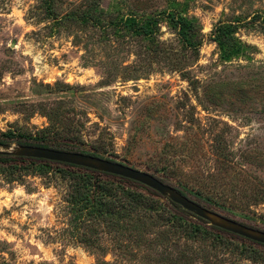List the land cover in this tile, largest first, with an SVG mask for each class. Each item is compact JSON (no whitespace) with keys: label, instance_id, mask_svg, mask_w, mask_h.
<instances>
[{"label":"rangeland","instance_id":"rangeland-1","mask_svg":"<svg viewBox=\"0 0 264 264\" xmlns=\"http://www.w3.org/2000/svg\"><path fill=\"white\" fill-rule=\"evenodd\" d=\"M43 5L0 0V141L14 148L57 126L60 141L87 153L149 173L172 169L170 185L218 198L231 213L214 211L264 231V0H61L54 7L60 20L95 6L89 24L50 19ZM172 12L194 22L199 46L183 48ZM132 16L157 18L154 45L111 23ZM219 22L237 27L247 46L240 56L223 58L212 34ZM65 170L32 167L18 179L0 169V261L264 264V250L189 237L170 224L158 198V218L113 209L89 217L84 239L69 226L70 180L108 179Z\"/></svg>","mask_w":264,"mask_h":264},{"label":"trees","instance_id":"trees-1","mask_svg":"<svg viewBox=\"0 0 264 264\" xmlns=\"http://www.w3.org/2000/svg\"><path fill=\"white\" fill-rule=\"evenodd\" d=\"M60 1L61 0H41V2L44 4L43 6L47 10L48 18L58 20V22L77 20L81 21L83 24H89V21L92 20L91 13H93L95 6L91 7V10H89L88 8L84 10L72 11V13L66 14V16H63L59 20V16L55 12L54 7H56L57 3H60ZM168 16L170 18L171 25L178 30V36L183 45V48H196L197 46H199V42L197 41L198 30H196L197 28L195 27L193 21L184 16L175 14L174 12L169 13ZM259 18H262L264 20V15L260 16ZM111 23L114 24L113 27L118 25L123 30L131 32L132 35L136 36L137 38L150 40L153 45L155 43L158 28L156 17L148 18L144 22H142L138 20L137 17L132 16L126 19H122L119 23ZM236 30L237 27L232 23L219 22L212 32L213 40L222 52L223 58L226 60H230L234 57L236 58L240 56L245 52V48H247V46L243 45L237 40L235 36L237 32ZM68 130H70V128H68ZM61 135L62 132L59 127L54 126L53 128H48L47 132H44V135L42 137L35 138L34 140H32V142H21V144L51 148L61 151L78 152L105 158L101 154L87 153L84 149L80 148L79 146L69 144V142H67L66 140L60 141ZM0 143L4 144L6 142L0 141ZM32 167H62L66 169V173H68L69 171H76L82 176L87 177L91 175L97 179H108L70 180V188L68 189L67 193L68 197L70 198L71 211L74 215V218L71 220L69 226H71V229H73V233L79 234L84 239H87L89 237V229L91 227V225L89 224V217L101 219L106 214V212L110 213L113 211V209H123L130 214H137L140 219H145L148 216L154 217L155 215L158 218L160 216L159 211L155 208L156 199L158 198L164 201V205L159 207V209L161 210V212L166 211L169 213L168 221L170 222V224L174 225V227L178 229L180 228L181 230L186 231L189 237H198V235H204L214 238V240L219 243H223V239L226 238L229 241L233 240L237 242L240 245L241 250L242 247L243 249H245L246 246L252 250H264L263 244L253 242L233 233H229L211 226L208 224V222L185 211L184 209H182V207L174 204L168 199L163 198L157 192L137 182L74 165L61 164L46 160L0 155V169H10L11 171L9 172V176H12L13 178L16 177L18 179H22L25 175H27L24 174V172ZM149 168L148 169L153 172L151 174L154 176H156V174L165 175L163 178L159 177V179L164 183L167 182L166 184L170 185V179L166 175V173L172 171V169L167 168L166 166L164 168H159L158 166ZM177 186L178 187H175L177 190H179L189 199L199 203L200 205L213 211L219 209L223 212L227 211L228 214L231 213L230 211L226 210V207H224V205L220 204L221 202L220 200H218V198L210 196L208 197L201 194L199 195L198 193L187 189L182 184H178ZM123 210L118 214L122 215ZM162 217L165 216L162 215ZM107 228L109 229V231H111L110 234H112L115 239L119 238L116 232H113L114 229L112 230L110 225H107ZM85 241L89 243V239ZM0 264L11 263L6 259H3L0 261Z\"/></svg>","mask_w":264,"mask_h":264},{"label":"water","instance_id":"water-1","mask_svg":"<svg viewBox=\"0 0 264 264\" xmlns=\"http://www.w3.org/2000/svg\"><path fill=\"white\" fill-rule=\"evenodd\" d=\"M0 155L74 165L137 182L182 207L185 211L208 222L211 226L264 245L263 230L247 226L200 205L149 172L93 155L29 145L13 148L9 144L0 143Z\"/></svg>","mask_w":264,"mask_h":264}]
</instances>
